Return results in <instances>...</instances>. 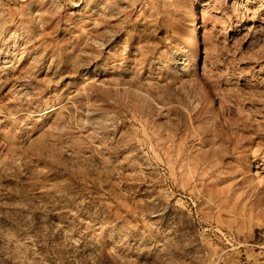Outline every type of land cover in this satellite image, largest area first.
I'll use <instances>...</instances> for the list:
<instances>
[{"label":"rangeland","instance_id":"374dc122","mask_svg":"<svg viewBox=\"0 0 264 264\" xmlns=\"http://www.w3.org/2000/svg\"><path fill=\"white\" fill-rule=\"evenodd\" d=\"M0 264H264V0H0Z\"/></svg>","mask_w":264,"mask_h":264},{"label":"bare ground","instance_id":"6f19581e","mask_svg":"<svg viewBox=\"0 0 264 264\" xmlns=\"http://www.w3.org/2000/svg\"><path fill=\"white\" fill-rule=\"evenodd\" d=\"M256 175H257V176H256L255 180H256V179H261V178H262V176H261L259 170H257V174H256Z\"/></svg>","mask_w":264,"mask_h":264}]
</instances>
